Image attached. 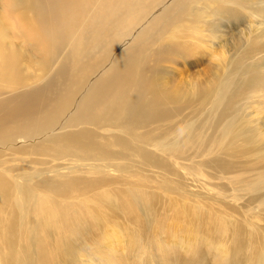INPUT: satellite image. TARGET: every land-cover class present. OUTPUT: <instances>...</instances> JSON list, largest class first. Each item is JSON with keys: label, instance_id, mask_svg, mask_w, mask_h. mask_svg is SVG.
Returning <instances> with one entry per match:
<instances>
[{"label": "rangeland", "instance_id": "1", "mask_svg": "<svg viewBox=\"0 0 264 264\" xmlns=\"http://www.w3.org/2000/svg\"><path fill=\"white\" fill-rule=\"evenodd\" d=\"M51 1H57L51 12L28 8L26 18L30 27L24 31L12 25L18 13L9 11L4 0H0V55L14 49L20 60L9 73L0 74V109L34 92L43 93L46 97L53 72L61 67L67 81L76 69L86 63L59 91L65 90L71 95L63 101L66 108L56 124L61 128L57 132H71L85 124L75 116L76 102L88 96L89 88L93 89L105 77L104 70L111 67L114 58L121 52L122 40L117 36L126 34L125 39L129 41L134 33L123 28L128 17H115L111 0ZM192 1H195L196 8L204 7L203 0ZM154 15L155 11H147L133 29L145 25ZM200 15L203 14L183 16L182 22L181 19L175 23L172 21L171 28L154 33L150 48L144 49L143 46L132 50L138 59L143 56L145 60L143 69L147 88L142 102L144 109L158 106L166 111L164 114L170 115L176 111L177 124L184 121L174 133L162 134L166 128L162 124L153 129L150 140L158 142L156 145L167 144V151L148 145L170 161L177 171L176 175L149 164L141 165V168L130 165L128 171L110 168L107 172L110 193L121 192L132 203L129 212L136 219L133 221L124 215L114 203L90 201L94 213L80 215L85 222L75 234L68 232L66 252L60 254L56 249L61 232L55 224L47 230L40 257L33 261L36 259L32 251L33 243L29 239L30 233H25L26 228L37 221L32 203L33 191H24L18 197L17 185L11 182L12 177L0 174V264H194L188 262L189 257L198 259L201 264H226L220 259L224 253L247 257L251 253V245H254L251 264H264V221L257 222V226L233 211L234 204L242 205L259 196L244 209L260 211L264 217V189L254 182L257 181L254 175L258 171L253 170L250 176H244L241 173H226L213 161L211 165L206 164L213 156H221L228 146V139L221 131L210 138L213 132L211 123L215 121L213 115L201 127L200 132L204 131L202 140L203 136L197 139L192 131L191 135L188 133L192 122L196 125L200 122L202 113L199 105L204 98L195 92L193 86L205 84L211 87L209 81L222 70L223 55L230 57L231 54L224 39L236 36L238 31V25L228 21L225 25L222 23L219 31H211L208 28L211 26L209 18L196 21ZM176 19L178 17H172V20ZM83 40L88 41L83 53L79 55L75 49L72 52V44ZM110 43V48L104 52ZM138 68V64L133 65L127 72L125 87L109 91V98L117 92L121 99H127L130 92L128 82L135 80ZM253 99L256 97L250 99L252 103L257 102ZM253 107L248 109V116L251 112L253 115L262 110L253 115L261 119L264 109ZM45 108L53 110L54 106L46 105ZM26 109L32 115L38 112L30 104ZM135 127L138 132L144 130L142 126L139 128L138 122ZM99 129L113 134L119 127L103 124ZM20 130L29 132L31 128ZM21 138V134L11 135L8 125L0 126V160L8 146L17 145ZM50 160H45V170L63 168L82 159L66 156ZM30 168L39 171L40 166L22 162L14 165L10 173L22 183H27L29 173L33 171ZM136 193H140L137 199ZM70 200L72 198L66 199ZM145 202L148 210H145ZM63 224L75 227L76 222L66 221ZM182 245L188 251L180 250Z\"/></svg>", "mask_w": 264, "mask_h": 264}, {"label": "bare ground", "instance_id": "2", "mask_svg": "<svg viewBox=\"0 0 264 264\" xmlns=\"http://www.w3.org/2000/svg\"><path fill=\"white\" fill-rule=\"evenodd\" d=\"M111 1L115 17L117 19L128 17L123 28L134 34L129 41L125 39L126 34L117 36L122 40L121 52L114 58L111 67L104 70L105 77L100 79L93 89L89 88L88 96L76 102L75 116L82 119L85 124L76 131L57 132L61 128L56 124L66 108L63 101L71 95L65 90L59 91L86 63L76 69L67 81L64 80L61 67L53 72L49 89H46V97L43 93L34 92L17 98L11 106L0 109V126L8 125L11 135L21 134L23 137L17 145L8 146L2 155L0 174L12 177L11 182L17 185L18 197L22 196L24 191H33L32 203L37 221L25 230V233H30L29 239L33 243L32 251L36 255L33 261H37L40 257V248L46 239L47 230L55 224L59 226L61 232V239L56 249L60 254L66 252L64 249L67 248L65 242L69 239L68 232L75 234L85 222V218L80 215L94 213L90 201H99L102 204L114 203L124 215L129 216L133 221L136 219V216L129 212L132 203H129L121 192L110 193L107 187L110 181L107 172L110 168L128 171L130 165H138L141 168V165L149 164L162 168L170 175H176L177 171L170 161L158 155L148 145L157 146L160 151H167L165 148L167 144L156 145L158 142L150 140L153 129L158 124H162L166 126L162 134L174 133L184 121L180 125L177 124L176 111L171 112L170 115L164 114L166 111L158 106L144 109L142 102L147 88L144 83L145 60L143 56L138 59V56L133 55L132 50L143 46L144 49L150 48L151 37L155 32L168 30L172 21L175 23L181 19L182 22L183 16L186 15L193 16L201 12L203 15L198 16L196 21H201L203 17L209 18L211 26L208 28L214 32L219 31L222 23L225 25L226 21L238 25L236 36L232 35L224 39L231 54L230 57L223 55L222 70H219L214 79L209 81L211 87L205 84L193 86L195 92L204 98L199 105L202 113L200 122L198 125L192 122L193 125L188 133L192 131L197 135V139L201 138L204 135V131L200 132L201 127L206 119L213 115L215 121L211 123L213 132L210 138H214L221 131L228 139V146L222 151L221 156H213L214 158L206 161V164L211 165L213 161L226 173H241L244 176H250L253 170H257V175H254L257 179L254 181L255 185L264 189V127L260 126L264 122V116L261 119L253 117L255 113L262 111L261 108L264 109L262 102L264 101V0H203V8H196L195 1L192 0ZM4 2L9 11L18 13L15 19L16 25L13 23L12 25L24 31L30 27L26 18L28 8L33 7L40 12L47 9L51 12L57 4V1L51 0H4ZM147 11L148 13L155 11L154 17L145 25L133 29L138 19L142 20ZM175 16L178 19L172 20ZM75 43L76 41L72 44L71 51L75 49L81 55L88 41ZM110 46L111 43L104 52ZM0 58V74L3 76L9 73L10 69L17 67L20 61L14 49L3 52ZM134 64L139 65L138 75L133 82H128L127 87L130 92L127 99H121L117 92L109 98V91L125 87L127 72ZM253 97H256L253 100L257 102H251L250 99ZM29 104L38 109L35 115L26 109ZM46 105H53L54 109L49 110L45 108ZM250 106H255L253 108L261 111H256L253 115L251 112L248 116L247 111ZM137 122L139 128L142 126L144 129L141 132L135 127ZM103 124L118 125L119 129L113 134L105 133L99 129ZM24 128L31 130L29 132L20 130ZM189 134L191 135V132ZM203 138L204 136L200 140ZM66 156H76L82 160L63 168L44 169L47 164L44 163L45 160L54 161ZM22 162L40 166L39 171L30 168L33 171L29 173L27 183H22L10 173L14 165ZM25 184L27 187H24ZM98 188L104 189L97 190ZM139 196L140 193L135 194L136 199ZM68 198L72 200L66 201ZM258 198L259 196L253 197L242 205L234 204L233 211L257 225V222L264 221L263 213L250 212L244 207L254 203ZM147 205L145 202L144 206ZM148 209L149 206L145 208ZM66 221H75V227L65 226L63 223ZM180 250L188 251L184 245ZM253 250L254 245H251V253L247 257L238 253L231 255L224 253L220 259L226 264H251ZM217 261L218 259L215 260ZM188 262L201 264V261L194 257H189Z\"/></svg>", "mask_w": 264, "mask_h": 264}]
</instances>
